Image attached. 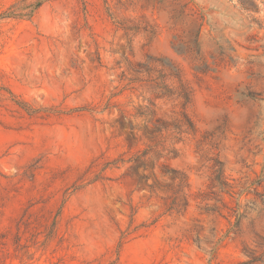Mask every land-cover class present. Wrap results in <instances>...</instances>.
I'll use <instances>...</instances> for the list:
<instances>
[{"label": "rangeland", "instance_id": "rangeland-1", "mask_svg": "<svg viewBox=\"0 0 264 264\" xmlns=\"http://www.w3.org/2000/svg\"><path fill=\"white\" fill-rule=\"evenodd\" d=\"M16 2L0 0V264H264V0H50L3 17ZM147 56L179 67L188 103L172 81L136 83ZM150 102L195 127L168 142L189 180L180 213L169 177L150 192L129 165L100 171L150 144L136 116ZM28 215L41 224L16 248Z\"/></svg>", "mask_w": 264, "mask_h": 264}, {"label": "trees", "instance_id": "trees-1", "mask_svg": "<svg viewBox=\"0 0 264 264\" xmlns=\"http://www.w3.org/2000/svg\"><path fill=\"white\" fill-rule=\"evenodd\" d=\"M48 1L50 0H17V2L3 14V17L17 19L30 17L45 2ZM199 37L200 35L197 37L198 45ZM171 44L175 51L180 54H185L183 49L185 45L181 43L177 37H174ZM128 72H130V75L135 76L134 80L136 83L145 81L144 78L146 75L149 77L150 82L157 86H160V84H158V80H160V78L161 80L163 79V83H165V80L172 81V83L177 85L175 88V94H177L179 98L183 99L187 103L191 99V91L184 84L181 70L167 58L147 56L142 63H137L135 66L130 64ZM154 73H158L157 78H153L154 75L152 74ZM161 88H167V85H163ZM9 94L12 96V99L10 100L16 105L20 107L23 105L26 106L25 103L17 101L16 97L11 92H9ZM153 107L154 103L150 102V106L146 107L144 112L138 111L136 115L139 117L144 116L148 119H146L145 125L143 126V134L146 138H148L150 144L145 145V148L143 149L137 148L135 153L127 160L121 158L105 163L100 171L104 172L108 169H119L123 165H129V168L135 172L138 180L144 182V187L150 192H154L155 188H157L161 183L158 179V175L164 178L169 177L175 185V191L173 192V196L170 198L171 202L165 203L164 208L167 213L170 211L180 213L182 210H186L189 206V180L186 173L173 169L167 164L168 159H173L177 156V149L175 146L177 142H168L174 132L177 131L179 134H189V132H194L195 127L191 119L184 112L180 114L181 120L176 119V122L172 124L162 119H155V113L152 111ZM24 110H26L29 115L38 114V111L28 106H26V109L24 107ZM78 111L95 112L94 109H87L85 107H82ZM129 117L132 118L131 116ZM129 117L125 114L121 115L120 124L122 128L125 127L124 121L129 120ZM129 125L131 126V133L139 130V127L134 126L132 122H130ZM95 168H97V165H94L93 163L88 169V172L92 171L95 175V179L100 178V174L98 175L95 171H93ZM140 170L144 173H140ZM148 170L149 174H146L145 172ZM150 181L152 183H150ZM35 224H41L40 219H32L29 215L19 221L18 231L15 234L16 248L23 246L22 239L25 232L22 234L21 227L24 226L25 230H28L29 228H35ZM54 224H56V222ZM9 233L10 232H0V249L7 245Z\"/></svg>", "mask_w": 264, "mask_h": 264}]
</instances>
